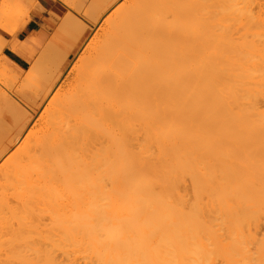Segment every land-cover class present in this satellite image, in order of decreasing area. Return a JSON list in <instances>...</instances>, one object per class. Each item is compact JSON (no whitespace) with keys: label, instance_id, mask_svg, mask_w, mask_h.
<instances>
[{"label":"bare ground","instance_id":"1","mask_svg":"<svg viewBox=\"0 0 264 264\" xmlns=\"http://www.w3.org/2000/svg\"><path fill=\"white\" fill-rule=\"evenodd\" d=\"M106 1L1 120L0 264H264V0Z\"/></svg>","mask_w":264,"mask_h":264},{"label":"rangeland","instance_id":"2","mask_svg":"<svg viewBox=\"0 0 264 264\" xmlns=\"http://www.w3.org/2000/svg\"><path fill=\"white\" fill-rule=\"evenodd\" d=\"M19 1H22V0H19ZM145 1L147 0H144V3H143L142 0H139L138 3L140 2H141L140 4L143 3L144 6L146 5L147 8H149L150 5L152 6L154 5L153 8L156 5L157 6L160 5V0L158 2L159 4L155 3V0H154V3L152 4L153 0H151L149 2V4L151 3L150 5L149 4L147 5L148 2H146L145 4ZM161 1H164V0H161ZM94 2L96 1L95 0H38V3L41 6L37 7L35 3H32L31 5L30 3H28L27 5L28 6L30 5L29 6L30 10H29V7L27 8V5H25L26 3L22 5L23 2H21V6H20L19 4L20 2L18 3V0H11V2L10 0H6V1L0 0V11L2 12V13L0 12V17H1L0 22L2 21L1 22L2 24H0V38H3V41L7 40L6 42L4 41L5 42L4 44L2 43L3 41L1 42L3 45H1L0 43L1 45L0 47V93L2 94L1 96L2 98H0V108H1L0 109V113H1L0 114V126L2 125L0 128L1 133L2 132L6 133V130H9V128L12 127L11 125L14 124L11 119V118L14 119V115H16V113L12 112L14 106L16 105L14 104L15 102L14 100L17 101L16 102L17 104L19 102L20 104L19 107L22 106L23 109L24 108L26 109V112L29 111L30 113H32L34 120L36 121L37 118H39L41 112L48 106V103L52 97L51 94L52 95L54 94V90H57V88L60 85L64 84V82L67 83V81L71 79L72 77H74L75 74L83 67L84 65L83 63L85 62V55L87 56L88 54L86 49H89L90 47H92L91 45H94V42L97 40V34L99 33L100 25L102 24L105 17L108 15V14H104L105 16L103 15V17L99 21H95V19L93 20V18L91 19L89 15L91 16L94 15L93 13L94 11L95 12L97 11L96 16L102 11V7L101 9H99L100 8L99 5H102V4H99L100 0L97 1L98 3L97 2L94 3ZM106 2L107 1L105 0L104 3L106 4ZM121 2H123V0ZM9 4L10 5L12 4V5L10 6ZM16 4L19 5V8H18V5L16 6ZM105 4H103L102 6L104 7ZM5 6L6 8H3ZM94 6L98 7L97 10L96 8H94ZM140 6H139V10L136 8L139 12H136L137 10L136 11L134 10V12L137 13L136 16L138 18L134 16L135 14L132 15L133 16L132 18L135 19L136 17L135 21L140 20L138 21L139 23H141V20L146 19L145 17H143L144 14L142 15V12L145 10V7L141 6L143 7L144 10L143 11L141 10L142 12L140 13V9H141ZM78 7H79V10H78ZM9 9L11 10V12H8ZM90 10L92 11V14H90ZM147 10L151 11L152 9H147ZM146 11L144 13L145 14L147 13L148 16L149 15L151 16L152 12L148 13ZM4 13H6V15L3 16ZM22 13L24 14L22 15ZM87 13H89V15ZM49 14H51V16H49ZM138 14L140 17L142 16V18L144 19L142 18L139 19ZM8 15H10V17ZM145 16L147 17V15ZM151 17L150 18L147 17L146 19L147 21L146 20L144 21L149 22L150 21L149 19L152 20ZM4 18L6 19L4 20ZM134 19H132L133 21L130 20V22L134 23ZM70 27H72V29H74L75 31L71 30ZM84 51H86V53ZM42 52H44V54ZM2 54L6 58H3ZM57 60L59 61V63ZM54 65L55 67L58 66L55 69V71L57 70L59 71L58 74L60 73L59 74L60 78L58 79L57 83L52 89L51 94H49L48 97L44 99V102L42 103V105H40L38 110L35 109L36 111H34L31 109V106L33 104V101L31 100L33 99L36 100L37 94L39 93L41 87L47 81V77H49L50 74L53 75L55 73ZM33 67L34 69H32ZM48 67L49 69L52 67L50 71ZM51 71H54V72L51 73ZM46 73L49 75H47ZM43 78L45 79L44 81H43ZM21 94L22 96H20ZM35 95L36 97H34ZM13 97L15 99H12ZM27 97H29L30 100H28ZM8 98H11L10 100H12V102ZM8 100L10 101V103ZM4 105H6L7 107L11 105L12 107L10 106L9 109H7V107H5ZM16 107L14 108V110L16 109ZM19 107H17L19 111L18 109H16V111H18L20 114V110H22V108L21 107L19 108ZM2 108L4 109L2 110ZM10 108H12V110ZM10 112L11 114H8ZM16 116H19V115H16ZM16 118L18 119V117ZM16 118L14 119L15 121H17ZM3 119L9 122L7 124L8 128H6L7 126H5L6 123ZM1 120H3L5 124L2 123ZM34 120L32 124L35 122ZM3 124L5 127L3 126ZM2 127H4V129L6 128V130L2 131L3 129ZM1 133H0V137H1ZM16 146H18V144H16L14 148H16Z\"/></svg>","mask_w":264,"mask_h":264},{"label":"crops","instance_id":"3","mask_svg":"<svg viewBox=\"0 0 264 264\" xmlns=\"http://www.w3.org/2000/svg\"><path fill=\"white\" fill-rule=\"evenodd\" d=\"M18 63V62H17ZM19 64V63H18Z\"/></svg>","mask_w":264,"mask_h":264}]
</instances>
